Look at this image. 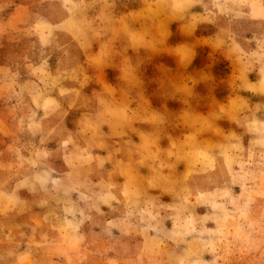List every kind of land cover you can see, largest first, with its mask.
<instances>
[{"label":"rangeland","instance_id":"obj_1","mask_svg":"<svg viewBox=\"0 0 264 264\" xmlns=\"http://www.w3.org/2000/svg\"><path fill=\"white\" fill-rule=\"evenodd\" d=\"M0 264H264V0H0Z\"/></svg>","mask_w":264,"mask_h":264}]
</instances>
